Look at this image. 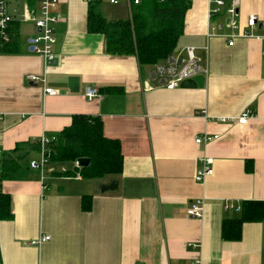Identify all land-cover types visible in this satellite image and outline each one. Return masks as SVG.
<instances>
[{
  "label": "crops",
  "instance_id": "1",
  "mask_svg": "<svg viewBox=\"0 0 264 264\" xmlns=\"http://www.w3.org/2000/svg\"><path fill=\"white\" fill-rule=\"evenodd\" d=\"M89 1L60 0L52 64L30 51L34 24L14 25L17 51L0 54V161L20 144L60 134L75 115L99 117L104 135L122 146V174L100 179L117 189L101 193L100 180H76L57 164L2 180L13 217L0 222V264H264V221L244 223L239 240H225L222 231L245 202H264V30L230 47L209 36L226 13L209 18L210 0H192L173 54L196 47L209 68L205 86L146 90L154 65L109 55L105 36L88 30ZM124 1L127 13L101 5L103 16L130 19L133 7ZM239 14L240 32H250L251 15L264 20V0H240ZM32 75L45 82L34 84ZM88 88L100 97L87 99ZM247 109L246 125L221 122ZM204 135L219 139L198 145ZM202 157L214 159V174L197 182ZM38 158L40 150L31 151L26 166ZM198 200L202 219L188 216Z\"/></svg>",
  "mask_w": 264,
  "mask_h": 264
},
{
  "label": "trees",
  "instance_id": "2",
  "mask_svg": "<svg viewBox=\"0 0 264 264\" xmlns=\"http://www.w3.org/2000/svg\"><path fill=\"white\" fill-rule=\"evenodd\" d=\"M101 5L102 0L89 2L88 30L105 36L107 53L135 56L141 65L152 66L163 62L176 50L184 34L185 18L192 0H141L140 4L132 5L130 19L119 21H108L102 14ZM15 46L12 43L0 46V54L16 52ZM54 137L51 165H72L81 158H89L91 166L82 169L84 179L100 180L122 174L121 143L104 135V124L99 117L75 115L71 126ZM39 150V142L20 144L0 161V222L13 217L11 197L1 190L2 180L25 178L31 169L30 163L26 166L27 157L31 151ZM18 153L14 158L11 156ZM246 171L252 172L253 165L248 164ZM71 173L68 171L65 175ZM88 201L89 197L83 198L84 210L90 209ZM262 221L264 202H245L238 216L224 221L223 238L239 240L244 223Z\"/></svg>",
  "mask_w": 264,
  "mask_h": 264
},
{
  "label": "built area",
  "instance_id": "3",
  "mask_svg": "<svg viewBox=\"0 0 264 264\" xmlns=\"http://www.w3.org/2000/svg\"><path fill=\"white\" fill-rule=\"evenodd\" d=\"M127 2L131 7L134 4H140L141 0H127ZM109 3L118 5L119 0H109ZM210 3L209 18L221 15L225 12L228 21L225 24H218L213 27L215 33H211L209 36H220L227 39L230 47L235 45V41L238 38L254 37L252 31L258 27L264 30V20L260 21L258 16L251 15L247 24L250 32H240V0H232L228 7H226L224 0H210ZM59 4L60 0H0V46L3 47L13 43L15 38V24L33 23L36 28L37 36L29 41L31 53L42 57L47 64L55 63V46L57 44L55 34L56 24L61 20L57 13ZM225 29L229 30L228 34L224 32ZM198 76H203L206 80L209 76V68L205 65L203 60L197 56V48L189 46L177 54L170 55L163 62L155 64L149 74V81L145 83V89H179L184 81L192 80ZM28 79L34 84L45 82L44 78L35 75L29 76ZM45 93L50 96H57L58 94L56 90L51 88H46ZM86 97L92 100L100 97V94L97 90L88 88ZM252 116V111L247 109L238 119L223 118L221 122H237L241 125H246ZM218 139L219 136L217 135H204L198 136L195 142L201 145L214 142ZM55 140L56 138L54 136H45L39 140L40 158L30 161V168L32 170L43 174L51 166L49 160L52 155V145ZM75 164L78 167L77 162ZM213 165L214 159L212 157H202L195 180L197 182H203L207 177L212 176L214 174ZM61 171L63 173L68 172L66 168H63ZM75 179L80 180L81 177L76 176ZM226 210H240V208L226 205ZM188 216L195 219H202L204 217V201H196L188 210ZM49 240L50 237H43L41 242ZM189 246L199 247V245L191 243Z\"/></svg>",
  "mask_w": 264,
  "mask_h": 264
},
{
  "label": "water",
  "instance_id": "4",
  "mask_svg": "<svg viewBox=\"0 0 264 264\" xmlns=\"http://www.w3.org/2000/svg\"><path fill=\"white\" fill-rule=\"evenodd\" d=\"M205 78L203 76H198L192 80L184 81L181 84V88L185 89H193V88H203L205 86ZM78 167L80 168H89L91 166V159L89 158H81L77 160ZM117 189V182L112 181L111 184L105 185L103 181H99L98 190L101 193H107L110 191H115Z\"/></svg>",
  "mask_w": 264,
  "mask_h": 264
},
{
  "label": "rangeland",
  "instance_id": "5",
  "mask_svg": "<svg viewBox=\"0 0 264 264\" xmlns=\"http://www.w3.org/2000/svg\"><path fill=\"white\" fill-rule=\"evenodd\" d=\"M119 5H117V6H114V5H111L110 3H109V0H103L102 1V7H104L107 11H109V12H112V11H115V10H120V9H124L125 10V12L127 13V11H128V9H127V6L125 5V1L124 0H119ZM134 9V8H133ZM25 28H28L27 26H25L24 27V29ZM65 166V168L68 170V171H72V173L68 176V177H72V178H74L75 179V177L76 176H80L81 178H82V169L83 168H80V167H78V169H79V172H76V164H66V165H64ZM85 169V168H84ZM75 170V171H74ZM75 172V173H74ZM74 173V174H73ZM64 175H65V173H64ZM82 179H84V178H82ZM86 179H84V181H85Z\"/></svg>",
  "mask_w": 264,
  "mask_h": 264
}]
</instances>
